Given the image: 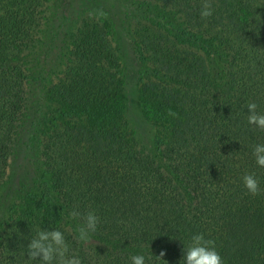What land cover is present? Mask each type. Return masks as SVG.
Instances as JSON below:
<instances>
[{
    "label": "trees",
    "instance_id": "obj_1",
    "mask_svg": "<svg viewBox=\"0 0 264 264\" xmlns=\"http://www.w3.org/2000/svg\"><path fill=\"white\" fill-rule=\"evenodd\" d=\"M59 1L66 12L47 40L53 0H0V191L37 67L51 50L62 57L51 77L39 75L41 172L0 221V264H43L27 246L45 229L61 230L82 264H131L140 254L145 264H183L199 233L224 264H264V192L253 196L243 182L254 172L264 189L252 154L264 131L247 120L250 102L264 113V0H211L207 19L203 0H113L106 14L84 8L100 0ZM117 33L130 37L116 46ZM129 43L145 64L131 82ZM136 81L153 153L125 117L126 85ZM74 210L99 217L89 242L78 239Z\"/></svg>",
    "mask_w": 264,
    "mask_h": 264
},
{
    "label": "rangeland",
    "instance_id": "obj_2",
    "mask_svg": "<svg viewBox=\"0 0 264 264\" xmlns=\"http://www.w3.org/2000/svg\"><path fill=\"white\" fill-rule=\"evenodd\" d=\"M81 1L72 0L71 2L73 4V7L75 8L78 5V2ZM100 1V5H97V3H89L86 4L84 8H91L92 12H96L97 14H106L104 13V11L110 9V4L107 3L110 2L113 5L115 4L113 0ZM126 11L127 10H122L123 16L124 13L128 14ZM65 12L66 8L61 5V2L59 0H53V4L51 7L52 15L50 19V24L52 25H50V27H52V29L49 27L47 40L52 37L51 32H55L57 24L59 23H55V15L58 14L59 19H61ZM112 12H114V10H112ZM81 14H84V11ZM71 17L73 18V15H71ZM125 20L128 21V24H130L127 16ZM56 35L57 39L59 40L63 37V34L60 32H57ZM122 37H124V39L128 41L127 37L130 36H128V34L126 35L125 33L115 34L114 43L116 44V46H120L122 44ZM55 43L56 40L52 42V44ZM61 50H64V48ZM43 51L44 49H40L36 55H43ZM134 51V47L129 43L127 56L129 57V60H131V62L128 61L126 67L124 68L126 81L129 82L138 78V74H136V72L138 73L139 71H143L145 66L143 62L141 63L137 59ZM48 53L50 55L49 58L51 59L43 63L42 58L40 61L41 65L37 67V70L41 73H49L48 76L51 77L52 73L57 72L61 67L60 63L62 57L60 53L58 54L55 50H51ZM40 72L37 74V77L32 84V89L30 92V106L28 107L26 117L22 121L20 136L15 146L13 155L9 160V169L7 173L6 183L0 191V221L4 220L8 216L9 205L17 201L19 196L23 195L28 188L33 187V184L37 181L41 172L40 145L35 141V138H33L36 131L34 127H37L41 123L43 117V108L46 107L47 102L43 96L44 83L40 82L39 80ZM138 86L139 84H137V81L134 84L129 83L126 85L127 94L129 97V105L128 108H126L125 117L132 129L135 130L140 145L145 146L144 148H146L147 150L149 149L153 153L156 152L155 147L153 146L155 129L153 125L142 116L141 110L138 107Z\"/></svg>",
    "mask_w": 264,
    "mask_h": 264
},
{
    "label": "clouds",
    "instance_id": "obj_3",
    "mask_svg": "<svg viewBox=\"0 0 264 264\" xmlns=\"http://www.w3.org/2000/svg\"><path fill=\"white\" fill-rule=\"evenodd\" d=\"M214 8L211 0H203L201 7V18L207 19L213 15ZM258 105L255 102L247 104L248 109V124L264 131V113L257 111ZM169 116L175 117L178 114L172 109L168 110ZM255 157L256 164L264 168V143L256 144L252 152ZM244 186L247 192L253 196L261 194L264 189H261L260 181L256 174L245 173L243 176ZM69 216L73 219L82 218V223L76 228L78 239L82 242H89L92 234L97 231L99 217L94 210H89L86 213L72 211ZM27 256L31 260L39 259L43 264H82L79 255L74 254L70 250L65 234L59 229L38 230L36 235L28 243ZM165 252L162 250L159 258L163 257ZM151 260V257H148ZM224 264V260L216 250L215 241L206 239L203 233L194 234L191 237V243L185 251L183 264ZM131 264H145V256L143 254L133 255Z\"/></svg>",
    "mask_w": 264,
    "mask_h": 264
}]
</instances>
